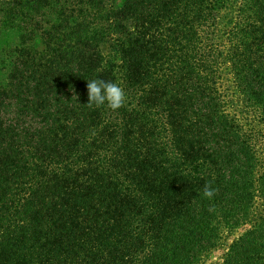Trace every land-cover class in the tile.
Here are the masks:
<instances>
[{"label":"trees","instance_id":"obj_1","mask_svg":"<svg viewBox=\"0 0 264 264\" xmlns=\"http://www.w3.org/2000/svg\"><path fill=\"white\" fill-rule=\"evenodd\" d=\"M261 139L264 0H0V264H264Z\"/></svg>","mask_w":264,"mask_h":264},{"label":"clouds","instance_id":"obj_2","mask_svg":"<svg viewBox=\"0 0 264 264\" xmlns=\"http://www.w3.org/2000/svg\"><path fill=\"white\" fill-rule=\"evenodd\" d=\"M88 106L96 108L106 106L110 110H118L126 103V93L119 82L105 81L103 79H92L87 81ZM217 189L212 187V183L206 182L202 195L211 199L216 195Z\"/></svg>","mask_w":264,"mask_h":264},{"label":"rangeland","instance_id":"obj_3","mask_svg":"<svg viewBox=\"0 0 264 264\" xmlns=\"http://www.w3.org/2000/svg\"><path fill=\"white\" fill-rule=\"evenodd\" d=\"M221 19V18H220ZM223 21V20H222ZM221 77H222V79H221V82H220V84H221V88H224V89H226V92L224 93V94H228V97H229V103H230V105H232L233 106V108L232 109H230L229 111L232 113V111L234 110V109H236V98L234 97V96H230L233 92H231L230 90L232 89V86H231V84H230V80H231V75L230 74H228V72H227V68H226V66H222V74H221ZM263 137V136H262ZM261 142H263L262 144V146L260 147L261 148V151H262V153L264 152V139H261ZM218 256L220 255V254H217Z\"/></svg>","mask_w":264,"mask_h":264}]
</instances>
